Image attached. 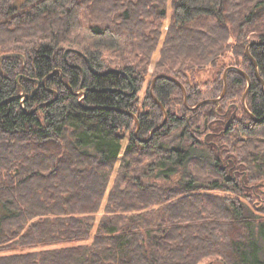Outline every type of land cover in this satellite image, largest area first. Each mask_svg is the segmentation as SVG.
<instances>
[{
  "label": "trees",
  "instance_id": "1",
  "mask_svg": "<svg viewBox=\"0 0 264 264\" xmlns=\"http://www.w3.org/2000/svg\"><path fill=\"white\" fill-rule=\"evenodd\" d=\"M14 1L0 0V264H264V217L242 199L261 193L264 119L243 109L244 76L192 108L235 66L264 115V0H170L164 34L168 0ZM157 49L164 76L139 104Z\"/></svg>",
  "mask_w": 264,
  "mask_h": 264
},
{
  "label": "rangeland",
  "instance_id": "2",
  "mask_svg": "<svg viewBox=\"0 0 264 264\" xmlns=\"http://www.w3.org/2000/svg\"><path fill=\"white\" fill-rule=\"evenodd\" d=\"M23 2H24V0H15L12 5L13 6H20ZM165 10H166V17L162 21L163 22V27H162L163 34H164V32H165V30L167 28L169 18H170L171 14H172L170 0L167 1L166 5H165ZM163 34H162L161 38L163 37ZM157 57H158V49L155 52V54L153 55V58L150 61V63L147 65L146 73H144V80L141 83L140 90H139V92L137 94V97L139 99V104H140V102L143 101V98L146 95L145 94L146 93V89L150 86L152 78L156 75L157 71L154 69V62L157 59ZM232 61H233V59H232L231 55L229 53H226L224 55V57L221 58L220 63L218 65H219V67H221L220 65L224 66L227 63L232 62ZM217 70H218V68L215 70V69H213L211 67L209 69H205L203 71H199V72L195 73V75L193 76L194 84H199L200 86L203 87V85H205L207 83H210L214 79V75H216ZM139 104H138V107H137L138 110L140 108ZM144 108L146 109L145 105L142 107V109H144ZM173 110L176 111L175 109H173ZM206 123H207V120L205 119L204 120V124H206ZM126 143H127V138H124L122 140V148H121V152H120V154L118 156L119 158L121 157V153H122ZM117 169H118V163L116 164L115 169H114V171L112 173L111 180H110V185L112 184V182H113V180L115 178V174H116ZM259 185L262 188L260 194H257V195L248 194V196L243 197L242 199H244L247 202L249 201L248 204L254 206L253 207L254 209L260 210L261 212L259 214L264 217V181L263 180H259V182H257V186H259ZM210 193L218 194V195H225V196H233L232 193L221 192V191H211ZM104 203H105V201H104ZM104 203L101 206V209L99 210V212L96 214L97 218L102 216L103 213H104L103 212ZM3 214H4V210L2 209V207L0 205V217ZM93 234H94V232H93ZM93 234L91 235V237L93 236Z\"/></svg>",
  "mask_w": 264,
  "mask_h": 264
},
{
  "label": "water",
  "instance_id": "3",
  "mask_svg": "<svg viewBox=\"0 0 264 264\" xmlns=\"http://www.w3.org/2000/svg\"><path fill=\"white\" fill-rule=\"evenodd\" d=\"M246 54H247L248 57L252 60L253 65H254V69H255V75L259 78V76H258V72H257V65H256V62H255V60L252 58V56L249 54V52H248V46L246 47ZM230 70L238 71L239 73H241V74L244 76V78H245V80H246V88H245V90H244V92L242 93V96H241V104H242V106H243V109H244V110L250 115V117H251L253 120H255V121H261V120H263V119H264V115H263L262 117L256 118V117H254V116L249 112L248 108L246 107L245 99H246V94H247L248 89H249V86H250V78H249V76H248L243 70H241V69H239V68H237V67H235V66H227V67L224 69L223 74H222V78H223V88H222V91H221L220 95H219L217 98H215V99H205V100H202V101L198 102V103H197L195 106H193L192 108H197V107H199L201 104L208 103V102H218L220 99H222L223 96L225 95V93H226V89H227L226 74H227V72L230 71ZM60 76H61V75H60ZM162 76H164V75H162V74H158V75H155V76L152 78L151 85H150V89H149L150 93H152V87H153V84H154L155 80H156L157 78H159V77H162ZM166 77L169 78V79H171V80H173L174 82H176V83L180 86V88H181V90H182V92H183V103H184L185 106H187V103H186V91H185L184 86H183L179 81H177L175 78H173V77H171V76H166ZM37 83H39V82H37ZM261 84H262V90L264 91V82H263L262 80H261ZM24 97H26V95H24ZM158 103H159V102H158ZM159 105H160L161 109H162L163 112H164V118H163V121H162L160 124H158L156 127H154V128L150 131V135L152 134V132H153L154 130H156V129H158L159 127L162 126V124L164 123V121L166 120V117H167V114H166V112L164 111L163 106H162L160 103H159ZM137 129H138V126H137L136 130H137ZM135 133H136V131H135ZM205 264H210V263H205Z\"/></svg>",
  "mask_w": 264,
  "mask_h": 264
}]
</instances>
